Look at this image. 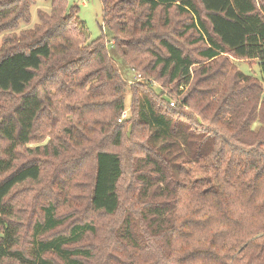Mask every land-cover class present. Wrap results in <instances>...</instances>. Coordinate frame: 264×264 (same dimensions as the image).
<instances>
[{
	"label": "trees",
	"instance_id": "1",
	"mask_svg": "<svg viewBox=\"0 0 264 264\" xmlns=\"http://www.w3.org/2000/svg\"><path fill=\"white\" fill-rule=\"evenodd\" d=\"M101 1L103 32L104 27L112 32L127 66L141 65L149 54L152 66L147 67L159 69L179 89L192 82L198 57L205 78L197 85L220 82L205 95H193L192 89L175 106L171 96L158 97L150 79H139L135 85L144 87L139 98L109 55L106 34L86 44L75 25L78 8L69 9L66 0H51L52 12H40L41 23L34 29L20 37L8 34L0 48V264H56L48 258L51 253L65 264H264V138L253 140L252 132L254 123L264 126V0ZM31 2L0 0V34L30 22ZM173 7L192 16L188 28L195 32L196 56L156 32L157 13ZM230 56L256 60L261 78L252 81L238 71L231 80ZM87 67L94 70L82 75ZM89 83L94 90L110 88L109 102L97 100ZM127 90L131 121L121 118ZM206 98L212 103L198 113L214 104L209 121L183 110L191 99ZM105 105L109 113L99 120ZM93 126L102 138L87 218L66 233L49 234L66 222V209L78 204L83 189L72 193L81 184L76 182L79 166L57 168L64 173L56 182L59 199L47 197L30 248L23 247L24 196L18 190L42 179L45 166L40 158L21 161L22 150L49 154L62 134L78 141L80 130L90 132ZM138 126L150 131L148 140L135 138ZM45 135L52 136L50 144L27 148ZM126 141L129 152L141 151L131 162L117 151ZM53 151L61 155L57 146ZM127 168L140 183L133 186L140 188L129 206L121 192ZM116 216L120 223L104 224ZM87 237L101 243L76 245Z\"/></svg>",
	"mask_w": 264,
	"mask_h": 264
},
{
	"label": "rangeland",
	"instance_id": "2",
	"mask_svg": "<svg viewBox=\"0 0 264 264\" xmlns=\"http://www.w3.org/2000/svg\"><path fill=\"white\" fill-rule=\"evenodd\" d=\"M67 6L69 9L78 8L77 19L75 21V25L80 33H82V38L85 43L89 44L92 41L97 40L100 37H103V34H106V38L108 42V51L109 55L117 62L120 71L124 78L128 81V89L131 87H135L136 94L139 98L144 96V92L142 89L144 87H137L135 85L136 80L138 81L141 79V82L144 83L146 79H150L153 83L154 90L156 91L158 97L164 93V95H169L172 97L170 103L175 104L177 106L179 104V99L185 97L192 89L195 88L193 95L202 94L205 95V90L211 89L214 84L218 85L220 81H214L216 83L211 84L209 82H201L197 85L196 81L202 80L201 78H205L203 74H201V66L204 65L203 62L195 58L196 64H194L192 68V82L186 86L177 88L175 83L169 82V77H161L159 74V69L153 70L150 69L149 66H152V59L153 57L149 54L147 56H143L144 60L141 65H129L127 66L124 61L121 59L118 51L113 45L114 41L112 39V32L106 30L104 27L103 32V3L101 0H66ZM29 12H30V22H20V26L13 31H6L5 33L0 34V48H2L6 43L4 42V38L8 34H16L20 37L21 33L26 30H32L36 27V25L41 23V19L39 17L40 12H45L47 14L52 12L51 0H33L29 5ZM191 15L187 12H182L177 10L176 7H173L169 12L160 11L157 13L155 17V28L156 32L160 38L162 37H170L175 43L182 46L185 52L196 56L198 48L192 44L191 40L195 36V32L188 28V25L191 22ZM141 59V57L139 58ZM230 63L232 67H230L231 76L229 78L231 80L236 79L235 73L241 72L244 75L248 76L252 81L258 80L262 76L261 67L259 66L258 62L249 61L245 59H235L233 57H229ZM206 65V64H205ZM147 67V68H146ZM48 67H45L43 72L45 73ZM86 70L82 75H85L94 68L87 67ZM204 76V77H203ZM95 84L89 83L88 88L89 90L93 91L94 94H97V100L109 102L111 98V90L108 87L100 86L94 90ZM235 87V83L231 85V90ZM85 93L81 96L80 99L85 97ZM126 110L123 112L122 120H130V107L132 104V97L131 92L127 90L126 94ZM207 99V98H206ZM190 106L185 107L183 110L186 114H191L197 116V120L200 122L202 121H209L211 116L216 112L214 104L212 107L205 110L204 113H198L201 106L206 104L207 102H211L209 99L204 100L201 102H197L196 100L191 99ZM212 103V102H211ZM264 109V106L260 103V109ZM105 113L101 115L99 120L106 118L107 114L109 113L110 107L105 105ZM184 120L183 117H181ZM128 120V121H129ZM131 121V120H130ZM130 121L127 122L130 124ZM96 126L92 127L90 132H81L79 133L78 141H70L68 135L62 134L59 140H55L50 146V153L43 154L42 151H38L34 154H28L26 151L22 150L23 154L21 157V161L27 158H40L45 166L44 176L42 179L38 181H30L25 184H22L18 191H22L23 199L20 201V206L23 208L22 212L24 214L23 219V228H24V235H23V247L30 248V237L33 232V226L35 222L42 218V207L44 202H47V197L51 194L54 195L57 193L58 188L56 182H59L62 179L63 174L60 171H56L57 168L61 171H65L67 168L76 167L80 168V175L76 182H81V184H77V187L73 189V194H79V190L81 188V199L76 206H73L71 209H66L68 211V216L66 217V222L61 225L59 228L53 230V232L49 234H59V233H66L69 231L70 227L75 222L83 221L87 218V205H88V196L90 193V185L94 176L95 172V151L98 147L97 143L102 138V133L99 130L93 129ZM253 129V140L258 138H264V126L262 127L259 123H254L252 126ZM134 136L136 139L140 141L148 140V136L150 131L146 130L144 127L138 126L135 127ZM46 136V135H45ZM44 136V137H45ZM43 138V137H42ZM41 137H36V139L27 145V148L35 149L36 147H43L46 144H50L49 142L52 141V136L48 135L42 139ZM250 141V140H249ZM81 142L82 145L78 143ZM53 146H57L60 150V154L58 156H54ZM128 143L127 141L124 143L122 148H118L117 151L121 152L123 158L126 162H131L136 160L135 156L139 155L141 151L137 152H129L128 151ZM116 150V149H115ZM142 154H145L144 152ZM84 156L82 161L74 162V158L79 156ZM81 157V158H82ZM67 159H73V161L64 162ZM180 159H177L179 161ZM59 166V167H58ZM127 173L123 178L121 183V192L123 197L126 200V206H129L132 202V197L136 198L138 196L139 188L140 187H133L139 185V181L136 179V173H132V169L127 168ZM81 186L78 188V186ZM71 193V194H72ZM55 200L59 199L56 195H54ZM135 200V199H134ZM140 203V201H139ZM60 205H64L61 203ZM112 221L113 223H120V217L116 216L112 219H105L104 224L108 221ZM101 243V239L96 237H87L80 243L76 244L77 246L87 247V246H94ZM123 256V252L121 254ZM48 258H53L56 264H65L56 254H49ZM94 264V263H93Z\"/></svg>",
	"mask_w": 264,
	"mask_h": 264
},
{
	"label": "built area",
	"instance_id": "3",
	"mask_svg": "<svg viewBox=\"0 0 264 264\" xmlns=\"http://www.w3.org/2000/svg\"><path fill=\"white\" fill-rule=\"evenodd\" d=\"M174 103H172V105H173Z\"/></svg>",
	"mask_w": 264,
	"mask_h": 264
}]
</instances>
